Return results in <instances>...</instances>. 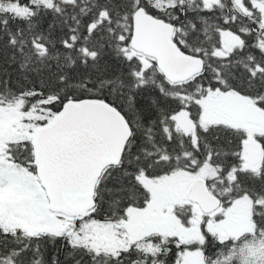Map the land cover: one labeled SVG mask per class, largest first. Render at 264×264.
Segmentation results:
<instances>
[{
    "label": "snow or ice",
    "instance_id": "snow-or-ice-1",
    "mask_svg": "<svg viewBox=\"0 0 264 264\" xmlns=\"http://www.w3.org/2000/svg\"><path fill=\"white\" fill-rule=\"evenodd\" d=\"M0 264H264V0H0Z\"/></svg>",
    "mask_w": 264,
    "mask_h": 264
}]
</instances>
